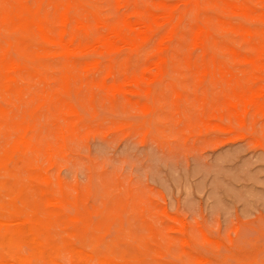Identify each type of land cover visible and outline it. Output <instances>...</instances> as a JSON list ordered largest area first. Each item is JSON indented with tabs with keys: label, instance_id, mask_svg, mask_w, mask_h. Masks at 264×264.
Wrapping results in <instances>:
<instances>
[{
	"label": "rangeland",
	"instance_id": "374dc122",
	"mask_svg": "<svg viewBox=\"0 0 264 264\" xmlns=\"http://www.w3.org/2000/svg\"><path fill=\"white\" fill-rule=\"evenodd\" d=\"M84 1L109 20L118 13L135 20V8L159 15L192 8L183 0H128L118 12L115 0ZM249 2L264 10V0ZM209 13L248 23L263 45L202 18L216 36L213 46L227 41L244 56L218 46L231 61L203 75L189 15L167 65L136 50L88 52L81 59L92 66L67 83L60 59L20 48L28 61L13 92L0 91V222L24 228L27 215L51 219L44 234L61 255L48 264H72L70 248L121 264H264V61L245 60L260 57L264 19L221 6ZM16 206L25 214L14 215ZM7 249L0 245L8 264H44L15 262Z\"/></svg>",
	"mask_w": 264,
	"mask_h": 264
},
{
	"label": "bare ground",
	"instance_id": "6f19581e",
	"mask_svg": "<svg viewBox=\"0 0 264 264\" xmlns=\"http://www.w3.org/2000/svg\"><path fill=\"white\" fill-rule=\"evenodd\" d=\"M183 1H186L192 7L190 14L185 11L180 12L176 8H171L169 12L160 15L153 13L149 9L140 10L135 8L133 10V14L136 17L135 20H133L134 18L131 19L120 13H118L119 15L116 19L109 20L97 9V7L87 6L84 0H3L5 7H0V91L10 95L14 90L17 74L23 70V60L28 61L25 55L20 51L22 46L29 50L30 48H36L37 54L44 60L58 58L61 62L65 63L61 76L64 82L68 80L71 81L70 79L75 77L74 72L77 70H89L92 65L83 64L81 59L83 54L88 52L102 51L107 55L106 52L113 50H136L145 54L149 60H151V58L154 59L158 67L167 65L173 60L169 56V52L173 47V42L184 35L180 24L182 20L184 18L186 19L189 15L192 17V21L190 20L192 22L190 35L191 46L195 49L202 50L203 59L199 71L203 73V75H208L210 65H213L212 68L214 67L215 73L216 69L223 71L222 66L226 67L231 61L227 55L220 54L214 50V48H218V46H221L226 54L236 59L243 58L244 56H242L241 51H239L235 45L227 41H223L220 45L213 46L210 40L215 39L216 36L208 23L203 21L202 18L206 21L214 20L222 25L226 31L239 32L253 42L263 45L260 41L258 30L251 27L248 23V25L244 23H231L223 20L219 16H213L209 13V8L211 6H221L227 12L237 15H247L251 11H254L260 19H264V10L257 9L249 0ZM128 2V0H115L117 11L119 12L122 6H126L127 8V6H129ZM48 8L53 9L55 16L53 20L56 19L55 22H52L51 11L49 12L50 9ZM145 16L149 18V22L143 20ZM190 21L189 23H191ZM166 26H168V29L164 32L163 30ZM92 30L96 35L93 41H89L90 31ZM180 30L181 33L183 32L182 34H180ZM260 50L261 54L258 59L245 58V60L251 62L264 61V47ZM13 54L16 56H13ZM208 56L209 62L207 63L206 57L208 59ZM99 60L100 59H95V64H99ZM187 61L190 62L191 57L188 58ZM218 63L219 66L217 65ZM192 68H194V66ZM31 73L33 75L35 73L38 75L42 72L37 69H31ZM112 73L113 72L110 70L108 75H112ZM42 77L44 79L45 76ZM81 78H78V80ZM94 82L96 81L92 80V83ZM68 89H70V86ZM263 94L260 96H263ZM232 107L236 109L235 114L238 115L237 103L233 102ZM18 214H25V211H21L16 206L14 207V215ZM28 216L29 215H27V217L21 216L26 218V222H24L26 225L28 224L27 226L25 225L26 227L24 228H7L2 226L5 222H0V245L9 248L7 252L9 250L10 254L13 253L12 257L15 258V262L17 259L18 261L32 263L33 260L38 259L44 264L56 263L57 258H60L61 255V247L50 238L49 234H44V230L52 224L51 219H47V221L45 220L46 222H44L37 214L32 215L31 218ZM12 220L14 221L15 219ZM12 222L10 223L12 224ZM43 234L46 237V244L44 243L45 241L39 240ZM26 244H28L32 250L31 252L29 251L30 253L28 252L29 255L26 254V252L22 254L24 251L22 247L24 248ZM67 244L70 246L69 242H67ZM69 254L71 255L73 263L86 262L90 264L91 262L97 261L98 264H121L119 262H114L110 256L103 255L104 257H99L100 255H87L81 251H76L74 248L69 249ZM9 257L8 259H10ZM8 261L7 263L1 261L0 264H3V262L4 264H8ZM57 261L60 263L59 260Z\"/></svg>",
	"mask_w": 264,
	"mask_h": 264
}]
</instances>
